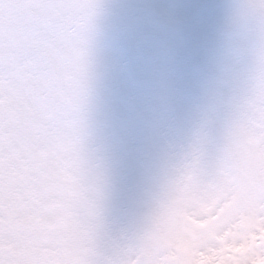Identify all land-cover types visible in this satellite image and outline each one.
<instances>
[{
	"label": "snow or ice",
	"instance_id": "snow-or-ice-1",
	"mask_svg": "<svg viewBox=\"0 0 264 264\" xmlns=\"http://www.w3.org/2000/svg\"><path fill=\"white\" fill-rule=\"evenodd\" d=\"M0 264H264V0H0Z\"/></svg>",
	"mask_w": 264,
	"mask_h": 264
}]
</instances>
